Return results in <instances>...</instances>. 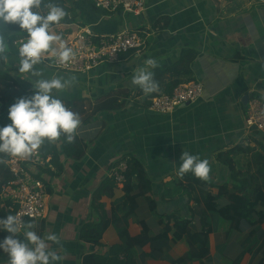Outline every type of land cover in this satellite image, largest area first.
Wrapping results in <instances>:
<instances>
[{"label": "crops", "instance_id": "crops-1", "mask_svg": "<svg viewBox=\"0 0 264 264\" xmlns=\"http://www.w3.org/2000/svg\"><path fill=\"white\" fill-rule=\"evenodd\" d=\"M66 4L70 8L67 23L53 26L64 42L83 25L100 34L123 30L150 34L140 53H127L119 61L103 63L88 73L58 71L43 63L36 66L44 78L77 77L75 87L57 95L66 107L79 113L82 124L75 144L64 148L60 137L53 143L46 140L39 148L52 165V169L42 171L46 207L41 218L26 222L36 224L33 230L41 237L55 233L60 238V244L48 242L49 249L63 257L54 264H81L87 253H107L120 241L112 223L102 232L100 245L84 241L80 232L86 224L99 223L101 216L109 217L111 206L122 201L121 184L106 187L101 193L97 190L109 169L132 157L150 180L155 208L151 210L147 198L135 191L136 210L125 224L129 235L140 233L139 220L153 233L162 232V216L179 222L190 218V229L200 230L199 217L190 213L189 199L201 201L202 192L210 191L217 196L218 207L224 206L228 201L219 195V186L242 179L250 185L256 182H251V177L259 178L258 168L264 164V137L256 131L247 132L243 121L245 97H264V0H145L141 13L119 10L111 14L86 0H66ZM0 34L9 44L8 63L0 60V66L24 90L18 98H30L37 77L19 72V44L11 43L17 34L4 23H0ZM148 59L159 65L149 70L154 77H162V92L170 90L175 80L199 81L202 96L171 113L150 110L151 93L145 94L130 83L134 69L147 67ZM186 67L190 76L185 75ZM188 77L191 80L185 81ZM108 97L119 106L92 114L94 104ZM16 99L0 114V127L11 123L8 112ZM78 149L82 150L79 157L75 155ZM183 151L209 161L207 185L192 184L188 191L181 185L184 179L177 171ZM249 190L247 187L246 192ZM202 204L191 208L195 211ZM254 208L263 209L258 205ZM256 217L254 213L236 229L228 221L213 218L208 236L210 257L203 264H258L264 260L263 248L256 253L251 246L254 240L256 245L264 240V222L254 223ZM22 234L23 229L15 238L23 240ZM190 249L185 237L171 241L159 257L152 256L150 246L145 245L136 250V261L173 264ZM0 264H8V258L0 257ZM187 264L202 263L193 260Z\"/></svg>", "mask_w": 264, "mask_h": 264}, {"label": "clouds", "instance_id": "clouds-1", "mask_svg": "<svg viewBox=\"0 0 264 264\" xmlns=\"http://www.w3.org/2000/svg\"><path fill=\"white\" fill-rule=\"evenodd\" d=\"M66 15L62 7L45 4L44 0H0V23L16 24L21 33H27L18 46L19 72L37 77L33 81L34 95L16 99L9 108L11 123L0 127V153L28 158L46 140L53 143L65 136L68 143H73L79 135L82 124L79 113L66 107L57 95L75 87L77 77L53 75L44 78L43 71L36 68L46 55L62 65L75 59L74 50L65 44L61 34L53 31V26L59 25ZM8 46L0 34V60L6 63L9 60ZM145 64L147 67L134 69L130 83L150 94L158 91L159 85L149 69L159 65L154 59H148ZM180 160L177 175L181 179L189 172L203 181L209 179L211 166L207 159L183 151ZM36 227L32 222H23L19 215L0 219V230L9 234L0 242V249L8 256V264H54L63 259L49 249L48 243L60 244V238L55 233L41 237L33 230ZM22 228L24 239L15 238L21 234Z\"/></svg>", "mask_w": 264, "mask_h": 264}, {"label": "trees", "instance_id": "trees-1", "mask_svg": "<svg viewBox=\"0 0 264 264\" xmlns=\"http://www.w3.org/2000/svg\"><path fill=\"white\" fill-rule=\"evenodd\" d=\"M86 1L93 4L92 0ZM44 3L56 4L62 7L66 13L70 10L66 4V0H44ZM66 17L67 15L60 23H67ZM5 26L8 30L17 34V37H15L11 43L17 39L23 38V36H27L26 32L21 33L19 26L16 24H5ZM70 38L71 36L66 39L65 44L68 43ZM190 74L191 72L187 68L185 70V75L190 76ZM154 80L158 82L159 87L161 86V90L151 93L148 101H151V99L157 95L170 94L180 83L177 80L173 81L170 85V90L164 93L162 92V77H154ZM189 80H191L190 77L185 79V81ZM24 94L25 92L18 82L0 66V114L4 112L16 98ZM118 106L119 104L114 103L113 97H108L102 101L96 102L91 109V113L94 114L104 110L116 109ZM61 139L63 141L64 148L67 147V144L73 145L76 143L75 140L73 143H68L65 136H61ZM81 154L82 150L78 149L75 155L79 157ZM7 156L8 154L0 153V190L2 185L10 179V175L4 165V160ZM125 160L127 169L123 173L124 181L121 183V189L124 192L122 201H119L111 206L109 217L101 216L99 223L86 224L82 227L80 232V238L84 241L92 245H100L102 232L110 223H112L117 229L120 241L118 244L111 246L109 251L103 255H98L97 253H87L83 255L81 264H138L136 261V250L138 248L149 245L152 256L159 257L164 248L168 246L171 241L175 242L182 237L186 238L191 249L185 256L174 261L173 264H187L193 260H198L203 264L210 257L208 236L212 230L211 224L213 218L216 217L224 221H228L231 228L234 229L239 226L241 221H250V218L254 213L257 215L254 223L264 222L263 164L257 171L259 178L255 177V179L251 177V182H256L248 185V181L246 179H242L239 183H234V180L232 183H225L219 186V195H224L228 201V204L224 206L218 207L216 203L217 196L212 195L210 191L202 192V207L195 209V211L192 210L191 205H199L201 201L199 198L189 199L191 201V205L189 207V210L191 211L190 213L192 214V217L195 214L199 217L200 230L190 229V218L179 222L174 221L168 216H162V232L157 234L153 233L145 221L139 220L138 225L140 227V233L136 236H130L125 224L126 220L130 218L136 210L138 193L147 198L151 210H154L155 203L153 199L150 198V180L148 179L141 163L132 157ZM183 179L184 184H181L182 182L179 184H181L187 191L193 189L192 184L198 186H205L208 184L206 181L198 179L193 174L189 173L185 174ZM186 183L190 185L188 186ZM115 184L116 183L113 178L107 177L97 192L101 193L106 187H112ZM247 187L250 188L249 192H246ZM136 190L138 193L135 192ZM256 205L261 206L263 209H255L254 207ZM7 215L10 214L4 212L0 208V219L6 218ZM170 233L172 235L171 238L169 237ZM8 235L9 234L6 231L0 230V242H2ZM251 246H253L252 249L258 253L262 248V250H264V240H262L258 245H256V241L254 240ZM0 257L8 258L7 254L4 253L2 249H0ZM258 264H264V260L261 258Z\"/></svg>", "mask_w": 264, "mask_h": 264}, {"label": "built area", "instance_id": "built-area-1", "mask_svg": "<svg viewBox=\"0 0 264 264\" xmlns=\"http://www.w3.org/2000/svg\"><path fill=\"white\" fill-rule=\"evenodd\" d=\"M94 8L107 14L116 11L141 13L145 0H92ZM150 32V31H148ZM144 30H123L111 34L95 32L91 26L77 28L66 44L75 52V59L66 65L59 64L55 58L46 55L43 64L58 71L71 73H88L103 63H114L127 53H140L146 46L150 33ZM23 38L14 41L19 44ZM203 93L199 81L178 84L170 94L153 97L149 109L160 114L173 112L182 105L196 102ZM244 126L247 132L256 131L264 137V97L250 95L244 111ZM5 169L10 179L0 190V208L10 215H19L23 222L36 220L44 215L46 207V185L42 171L52 169L49 156L38 149L28 158L8 155L4 160ZM126 160H120L111 169L107 177L116 184L124 181ZM23 229V228H22ZM21 229V230H22Z\"/></svg>", "mask_w": 264, "mask_h": 264}, {"label": "water", "instance_id": "water-1", "mask_svg": "<svg viewBox=\"0 0 264 264\" xmlns=\"http://www.w3.org/2000/svg\"><path fill=\"white\" fill-rule=\"evenodd\" d=\"M247 100H248V97H245V106H246Z\"/></svg>", "mask_w": 264, "mask_h": 264}]
</instances>
